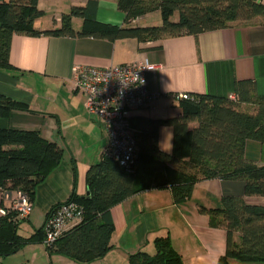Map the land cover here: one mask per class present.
I'll return each mask as SVG.
<instances>
[{
  "label": "crops",
  "instance_id": "0c3cea01",
  "mask_svg": "<svg viewBox=\"0 0 264 264\" xmlns=\"http://www.w3.org/2000/svg\"><path fill=\"white\" fill-rule=\"evenodd\" d=\"M256 1L264 5V0ZM86 3L87 0H38L37 8L43 15L34 20L33 27L40 32L59 29L62 15ZM154 14L160 12L151 13V18L149 13L131 25H159ZM93 17L99 24L125 26V14L118 9L116 0H100ZM83 23L82 17L71 18L74 36L13 35L11 68L0 70V95L28 109L0 117V129L37 131L64 151L61 162L37 186L31 214L19 223L26 221L33 228L43 227L51 209L69 200L73 191L79 197L87 196L86 173L108 146L104 123L86 112L85 97L74 89V66L107 68L144 61L154 65L156 70L147 74L146 82L149 92L158 97L149 108L132 112L135 117H176L181 110L174 96L230 97L236 81H253L257 95L264 96V22L260 17L198 36L167 37L145 44L135 39L110 41L79 35ZM172 144L173 129L161 126L159 150L170 155ZM245 159L264 166V146L247 142ZM226 196L243 197L249 205L264 207V197L244 196V183L239 180L201 179L191 197L179 205L173 203L169 189H150L126 199L110 211L113 249L92 264H124L136 252L154 250V239L166 235L183 264H219L226 253V233L210 228L208 216L199 209H217ZM9 201L0 193V208L8 207ZM36 215L44 223L40 221L41 225L34 227L31 222ZM10 256L1 257V264H29L10 263L6 260ZM47 257L51 256H44L42 264H48ZM228 264L248 263L230 259Z\"/></svg>",
  "mask_w": 264,
  "mask_h": 264
},
{
  "label": "trees",
  "instance_id": "16d2710c",
  "mask_svg": "<svg viewBox=\"0 0 264 264\" xmlns=\"http://www.w3.org/2000/svg\"><path fill=\"white\" fill-rule=\"evenodd\" d=\"M99 1L87 0L85 7H72L68 14L62 15L59 29L40 32L33 27L34 20L43 15L37 8L38 0H0V70L11 68L9 50L13 35L74 36L70 21L75 16L84 19L79 35L110 41L135 39L144 44L167 37L198 36L234 23L252 22L258 17L264 22V5L256 0H116L118 9L125 14V26L115 27L95 21L93 14ZM155 11L160 12V26L131 25ZM175 14L177 20L173 22L171 18ZM191 97L179 101L181 113L176 117L163 120L130 117L138 145L132 171L126 172L109 158L106 148L86 173L88 195L79 197L73 191L69 200L62 203L78 205L83 212L82 220L46 248L49 256H61L76 264H92L103 259L113 249L111 209L150 189H169L173 203L179 205L191 197L201 179L239 180L244 183L245 197H264V166L245 159L247 142L264 146V96L257 95L255 83L236 81L234 99L211 95ZM12 111L28 109L0 95V117ZM161 126L173 129L170 155L158 148ZM63 155L62 148L37 131L0 129V190L8 195L23 193L32 202L37 186L61 162ZM62 204L54 206L46 220ZM5 209L7 214L0 217V258L15 254L34 240L43 242L46 221L31 238L25 239L16 231L25 219L19 218L9 206ZM199 211L208 216L210 228L226 233V253L219 264H228L230 259L264 264V207L249 205L243 197L226 196L221 199V207ZM153 246V254L136 252L128 257V263L183 264L168 235L155 238Z\"/></svg>",
  "mask_w": 264,
  "mask_h": 264
},
{
  "label": "built area",
  "instance_id": "2783aa9c",
  "mask_svg": "<svg viewBox=\"0 0 264 264\" xmlns=\"http://www.w3.org/2000/svg\"><path fill=\"white\" fill-rule=\"evenodd\" d=\"M156 70L147 61L114 65L107 68L74 66V89L85 97L84 108L89 115L98 117L105 125L108 136L107 155L126 172H131L138 154V145L130 117L134 111L147 109L158 97L147 88L146 76ZM234 99L233 96H230ZM175 100H191L189 94L174 96ZM0 193L9 198V208L19 218L27 219L33 205L29 197L17 192L14 195ZM82 210L74 203L60 205L46 220L43 244L52 247L69 224L82 220ZM7 210L0 208V216Z\"/></svg>",
  "mask_w": 264,
  "mask_h": 264
},
{
  "label": "rangeland",
  "instance_id": "374dc122",
  "mask_svg": "<svg viewBox=\"0 0 264 264\" xmlns=\"http://www.w3.org/2000/svg\"><path fill=\"white\" fill-rule=\"evenodd\" d=\"M150 17L148 18H151V13L150 15H148ZM155 18L157 17L158 19V23L159 25H153V26H160L161 25V18H160V15L159 14H154L153 15ZM171 20L173 22H175L177 20V15L175 14ZM153 23V22H152ZM244 110L248 111L249 109L248 108H244ZM250 111V110H249ZM191 126H194V124H191ZM62 145L64 147H66L63 142H62ZM68 150V149H67ZM42 218L40 217V215H36L34 220L31 222L34 224V227L36 225H38L41 221ZM40 223V225H41ZM44 223V221H43ZM43 225V224H42ZM39 226H36V228H33L32 226L29 225L28 222H24V223H21V224H18L17 226V234L25 239H29L31 238L34 233L40 229L38 228ZM35 242H29L27 244H25L21 249H19L15 254L11 255L10 257H7L6 260L9 261L10 263L14 261L15 262H25V261H29L28 263L29 264H39L42 262L45 263V258L44 256H48L47 252H46V247L44 246L43 242L41 241H38V240H34ZM150 254H153L154 253V250H151L149 252ZM48 258V259H47ZM46 260H47V263L48 264H51V262H53V264H76L75 262L67 259V258H64V257H61V256H57V255H52L50 258L47 257ZM12 264V263H11ZM124 264H129L128 262H125Z\"/></svg>",
  "mask_w": 264,
  "mask_h": 264
},
{
  "label": "water",
  "instance_id": "95a60500",
  "mask_svg": "<svg viewBox=\"0 0 264 264\" xmlns=\"http://www.w3.org/2000/svg\"><path fill=\"white\" fill-rule=\"evenodd\" d=\"M87 195H88V192H87Z\"/></svg>",
  "mask_w": 264,
  "mask_h": 264
}]
</instances>
